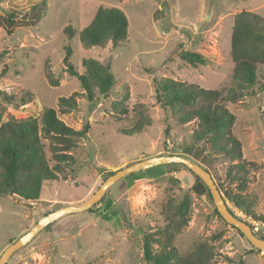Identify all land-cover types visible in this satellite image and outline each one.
<instances>
[{"label":"rangeland","instance_id":"374dc122","mask_svg":"<svg viewBox=\"0 0 264 264\" xmlns=\"http://www.w3.org/2000/svg\"><path fill=\"white\" fill-rule=\"evenodd\" d=\"M99 6L119 7L128 16V37L115 49L111 44L92 48L81 44L80 31L91 22ZM13 10L15 23L8 31L5 17ZM242 10L264 17V0L0 2V91L18 98L26 91L33 94L31 101L17 108L0 98L4 118L9 114L40 118L45 107L58 108V97L84 92L79 80L65 71V46L72 48L70 61L79 72L83 71L82 60L93 57L107 65L115 79L109 94H98L95 102L80 98L78 109L59 113L74 129L80 130L87 123L90 126L72 151L76 163L67 173L45 182L39 201L0 195V256L45 215L87 200L108 172L150 157H188L209 169L223 195L227 189L240 192L235 184L224 181L227 166L239 160L215 157L203 143H193L197 121H176L170 110L157 101L155 80L171 77L225 93L234 85L231 35L236 15ZM68 24L76 32L73 38L64 32ZM187 50L203 54L208 63H186L180 54ZM47 62L57 77L63 71L59 86H51L46 78ZM258 78L259 83L245 97L226 104L236 115L233 132L242 142V161L259 165L250 171L243 193L252 196L253 211L262 219L239 210L227 198L226 201L237 216L246 219L245 215H250L255 234L264 236V66L260 67ZM126 88L129 98L124 105L129 112L122 114L116 103L123 101ZM139 103L146 104L152 123L140 133L123 134L122 128L134 124ZM43 143L53 164L49 140L43 138ZM160 165L122 177L92 210L69 213L49 223L14 252L7 264H147L143 233L163 226L165 204L185 193H190L192 205L190 221L174 242L181 253L208 240L216 252L213 264H264L260 249L214 213L213 199L192 190L195 174L190 169L181 163ZM108 201L112 206L107 209Z\"/></svg>","mask_w":264,"mask_h":264},{"label":"trees","instance_id":"16d2710c","mask_svg":"<svg viewBox=\"0 0 264 264\" xmlns=\"http://www.w3.org/2000/svg\"><path fill=\"white\" fill-rule=\"evenodd\" d=\"M15 16L16 11L13 10L5 17L8 31H11L10 27L15 23ZM64 32L68 38H73L76 34L70 24L64 28ZM128 34L129 19L124 10L115 6H99L91 22L80 31V41L85 48L111 44V48L115 49L127 39ZM72 54V48L65 46V71L79 80L84 92L75 91L69 96L58 97V108L45 107L40 118H17L12 114L4 118V111H0V195L16 196L26 202L39 201L43 184L58 180L76 163L72 151L78 145L79 139L87 134L90 126L87 123L80 130L74 129L60 118L59 113L68 114L78 109L80 98L95 102L98 94H109L115 79L109 67L93 57L82 60L83 71L79 72L70 61ZM180 57L192 66L208 63L203 54L195 51H184ZM231 57L234 63V85L226 89L225 93L196 83L164 77L155 80L156 99L170 110L173 118L179 123L197 121V127L192 132L193 143H203L208 153L215 157L222 155L239 160L238 163L227 166L224 181L230 185L235 184L240 192L227 189L224 192L225 199L239 210L262 219L253 211L255 201L252 196L243 193L250 171L259 165L255 161H242V142L233 132L236 115L226 104L240 101L249 93V89L259 83V70L264 66L262 15L249 10H242L236 15L231 35ZM50 66L48 62L45 64L46 78L51 86H59L63 71H60L57 77ZM262 87L264 88V82ZM0 98L17 108L20 104L31 101L33 94L26 91L18 98L12 93L0 91ZM128 98L127 89L123 101L116 103L117 110L122 114L129 112L124 105ZM136 115L131 127L122 128L123 134L140 133L152 123L146 104H138ZM43 138L49 140L53 164L47 157ZM212 158L208 163H211ZM113 173L114 171L108 172L105 179ZM191 188L194 192L205 193L213 199L207 185L197 175ZM105 198L107 194L100 201L103 202ZM96 205L97 203L90 210ZM191 205L190 193H185L178 200L170 198L162 210L166 223L143 233V256L147 264L214 263L216 252L208 240L198 242L194 249L187 253H181L174 244L177 234L190 221ZM105 206L108 209L112 203L108 201ZM229 209L235 214L230 206ZM214 213L223 219L216 206ZM232 227L244 236L236 227ZM251 227L253 229L252 225ZM258 237L264 239V236Z\"/></svg>","mask_w":264,"mask_h":264},{"label":"water","instance_id":"95a60500","mask_svg":"<svg viewBox=\"0 0 264 264\" xmlns=\"http://www.w3.org/2000/svg\"><path fill=\"white\" fill-rule=\"evenodd\" d=\"M166 163H181L190 169L195 175L199 176L204 183L207 185L210 194L213 198L214 204L222 216V218L230 225L236 227L244 236L249 240V242L260 249V252L264 254V239L258 237L253 231L251 225L243 219L233 214L229 205L219 189L217 183L212 177V174L201 164L194 162L188 157H183L176 154L171 155H159L150 157L145 160H140L129 166L116 170L112 175L108 176L100 187L84 202L80 205H67L61 207L57 210L50 212L45 215L25 234L20 236L16 241L9 245L2 255L0 256V264H7V261L11 255L18 249L26 245L31 241L42 229H44L49 223L57 220L61 216L69 213L81 212L92 208L96 203H98L106 194L107 190L122 177L131 174L135 171L142 170L155 165L166 164Z\"/></svg>","mask_w":264,"mask_h":264},{"label":"built area","instance_id":"2783aa9c","mask_svg":"<svg viewBox=\"0 0 264 264\" xmlns=\"http://www.w3.org/2000/svg\"><path fill=\"white\" fill-rule=\"evenodd\" d=\"M238 217H240V216H238ZM240 218H241V217H240ZM245 218H246V219H243V218H241V219H243V220H245V221H248V222L252 221V219H253L250 215H247V216L245 215ZM247 219H248V220H247ZM253 220H254V219H253ZM251 225H252V224H251ZM253 231H254V226H253ZM254 232H255V231H254Z\"/></svg>","mask_w":264,"mask_h":264}]
</instances>
